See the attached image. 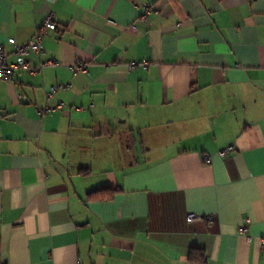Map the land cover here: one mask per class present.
Here are the masks:
<instances>
[{"label":"crops","instance_id":"1","mask_svg":"<svg viewBox=\"0 0 264 264\" xmlns=\"http://www.w3.org/2000/svg\"><path fill=\"white\" fill-rule=\"evenodd\" d=\"M50 13L0 80V264H264V0H0L10 62Z\"/></svg>","mask_w":264,"mask_h":264},{"label":"built area","instance_id":"2","mask_svg":"<svg viewBox=\"0 0 264 264\" xmlns=\"http://www.w3.org/2000/svg\"><path fill=\"white\" fill-rule=\"evenodd\" d=\"M153 13V7L149 3H145L142 5V13H141V19L144 21H147L149 16ZM58 29V24L54 19L53 14H48L44 21L41 23L39 28L37 29L34 37L26 42V43H16L15 45V55H16V62H10L9 61V55L5 49V46L0 43V80H7L12 81L15 77V74L17 71L24 70L28 71L31 74H38L43 71V69L47 66L55 65L57 62L50 59L47 61H43L38 65H34L31 63V61L28 58V55L31 52L40 53L43 49L42 42L46 34L51 30ZM147 65V63H144V66ZM137 64L133 62L130 65V68L136 67ZM73 71L75 74L82 72L89 74V63L84 61H76V63L73 66ZM71 87L70 83L66 84H54L50 87V90L47 92V96L50 97L55 92H57L59 89H69ZM23 93H19V97H23ZM63 104H60L58 108H62ZM51 110L49 106H45L43 109L40 110V115H44L47 111ZM232 147H228L227 149H223L219 151L220 156H225L227 151L232 150ZM205 161L211 162L212 155L206 154L204 156ZM197 218V215L195 213H190L188 215V220L192 221ZM205 219L207 221H212V217L210 215H206ZM250 223L249 219H246L244 224L241 226L240 231L242 234H247L248 232V225ZM260 246L264 252V237L260 238Z\"/></svg>","mask_w":264,"mask_h":264},{"label":"trees","instance_id":"3","mask_svg":"<svg viewBox=\"0 0 264 264\" xmlns=\"http://www.w3.org/2000/svg\"><path fill=\"white\" fill-rule=\"evenodd\" d=\"M107 190H109V188H101V189H97L94 191H91L89 193V197H106L107 194L105 193ZM189 259L191 261H201L204 262L205 261V254L202 251H199L198 249H192L190 254H189Z\"/></svg>","mask_w":264,"mask_h":264},{"label":"rangeland","instance_id":"4","mask_svg":"<svg viewBox=\"0 0 264 264\" xmlns=\"http://www.w3.org/2000/svg\"><path fill=\"white\" fill-rule=\"evenodd\" d=\"M140 150V149H139ZM141 150H143V148H141Z\"/></svg>","mask_w":264,"mask_h":264}]
</instances>
